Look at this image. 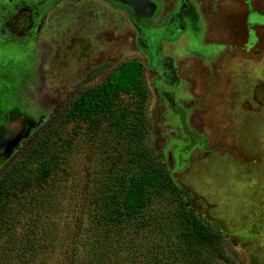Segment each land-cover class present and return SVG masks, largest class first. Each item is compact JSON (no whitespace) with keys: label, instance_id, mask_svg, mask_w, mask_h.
Instances as JSON below:
<instances>
[{"label":"rangeland","instance_id":"obj_1","mask_svg":"<svg viewBox=\"0 0 264 264\" xmlns=\"http://www.w3.org/2000/svg\"><path fill=\"white\" fill-rule=\"evenodd\" d=\"M17 2L0 20V140L14 136L13 151L45 136L57 165L43 188L10 197L3 226L15 251L27 236L63 250L99 176L121 165L113 133L64 126L62 114L136 61L149 92L147 144L226 253L264 264V0Z\"/></svg>","mask_w":264,"mask_h":264},{"label":"trees","instance_id":"obj_2","mask_svg":"<svg viewBox=\"0 0 264 264\" xmlns=\"http://www.w3.org/2000/svg\"><path fill=\"white\" fill-rule=\"evenodd\" d=\"M148 94L143 65L127 61L68 103L64 126L107 129L123 149L116 158L121 165L111 170V162L99 176L83 208L85 219L58 253L43 251L50 246L41 248L43 240L35 236L21 239L15 251L3 226L13 217L7 214L13 192L43 188L57 155L45 136L28 144L32 135L11 155L13 162L0 169V264H237L224 249L222 233L195 213L147 144Z\"/></svg>","mask_w":264,"mask_h":264},{"label":"flooded vegetation","instance_id":"obj_3","mask_svg":"<svg viewBox=\"0 0 264 264\" xmlns=\"http://www.w3.org/2000/svg\"><path fill=\"white\" fill-rule=\"evenodd\" d=\"M17 1L21 2L29 10L32 9V8L34 10L37 9V7H36V0H0V20L2 19L3 16H5V14L8 11H11V9H14L15 8V5L18 3ZM1 23H2V21H0V24ZM24 140H22L20 142V144L17 147V149H15V150L12 151L11 155H13L21 147V145L24 142Z\"/></svg>","mask_w":264,"mask_h":264},{"label":"water","instance_id":"obj_4","mask_svg":"<svg viewBox=\"0 0 264 264\" xmlns=\"http://www.w3.org/2000/svg\"><path fill=\"white\" fill-rule=\"evenodd\" d=\"M14 141V136L0 140V157L4 155L9 156L10 153H12V150L10 148L13 145Z\"/></svg>","mask_w":264,"mask_h":264}]
</instances>
